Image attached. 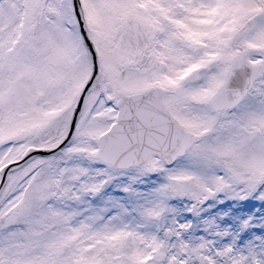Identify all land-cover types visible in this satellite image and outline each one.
Returning a JSON list of instances; mask_svg holds the SVG:
<instances>
[{
    "label": "snow or ice",
    "instance_id": "6c2138e0",
    "mask_svg": "<svg viewBox=\"0 0 264 264\" xmlns=\"http://www.w3.org/2000/svg\"><path fill=\"white\" fill-rule=\"evenodd\" d=\"M0 264H264V0H0Z\"/></svg>",
    "mask_w": 264,
    "mask_h": 264
}]
</instances>
